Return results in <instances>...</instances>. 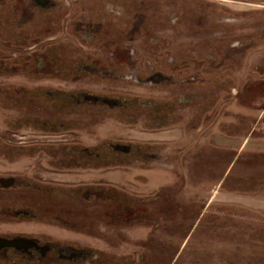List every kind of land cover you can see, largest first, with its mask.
<instances>
[{"label": "rangeland", "instance_id": "1", "mask_svg": "<svg viewBox=\"0 0 264 264\" xmlns=\"http://www.w3.org/2000/svg\"><path fill=\"white\" fill-rule=\"evenodd\" d=\"M34 237L62 255L25 264H264V0H0V264Z\"/></svg>", "mask_w": 264, "mask_h": 264}, {"label": "flooded vegetation", "instance_id": "2", "mask_svg": "<svg viewBox=\"0 0 264 264\" xmlns=\"http://www.w3.org/2000/svg\"><path fill=\"white\" fill-rule=\"evenodd\" d=\"M13 235H8V238H12ZM35 240V244H31L30 246H26V247H21V246H17L21 252H17L18 253V258L16 260L14 259H8V263L7 264H22L25 261H41L42 258L39 257L40 255L43 256H47V260L50 262H57V260H59L60 256L62 255V253L59 252V244L55 245V243L53 242V244L47 245L48 247H42V245L44 243H46V241H44L43 239H39L34 237ZM46 248V249H45ZM11 251H15L13 249L12 245L9 246H2L0 248V253H8L11 254Z\"/></svg>", "mask_w": 264, "mask_h": 264}, {"label": "trees", "instance_id": "3", "mask_svg": "<svg viewBox=\"0 0 264 264\" xmlns=\"http://www.w3.org/2000/svg\"><path fill=\"white\" fill-rule=\"evenodd\" d=\"M53 119H48V118H44L41 122H39V126L40 129H43V130H55L52 126L53 124ZM111 147L110 145H108L107 141H104L103 143L95 146V147H92V148H87V149H84V150H77L75 151L73 154L75 157L78 156V160L77 162L81 163V160H80V157H84V159H87V160H90V158H92V160H96L98 159L99 157L98 156H101V155H106L108 156V154H111ZM131 151V147H129V149L126 151V152H130ZM115 152V151H114Z\"/></svg>", "mask_w": 264, "mask_h": 264}]
</instances>
